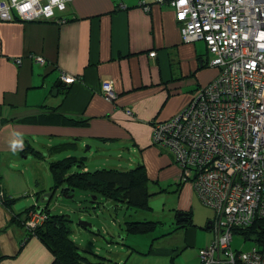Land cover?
<instances>
[{
	"label": "crops",
	"instance_id": "1",
	"mask_svg": "<svg viewBox=\"0 0 264 264\" xmlns=\"http://www.w3.org/2000/svg\"><path fill=\"white\" fill-rule=\"evenodd\" d=\"M64 17L70 20L61 25L0 21V264L53 262L48 248L29 237L25 226L27 214L44 206L37 193L50 192L52 185L46 187L40 174L46 171V158L43 162L37 152L44 155L57 144L75 141L78 146H68L62 153L88 147L95 155L92 146L108 151L114 147L117 158L135 152L150 180L158 182L155 190L172 191L181 169L168 150L152 144V123L184 109L196 90L218 73L206 66L210 55L203 41L182 42L174 10L167 4L72 0ZM152 51L154 57L149 56ZM63 75L75 80L65 83ZM108 81L117 95L111 100L101 91ZM63 86H69L66 93ZM53 108L88 119V125L66 128L23 122ZM89 169L85 161L84 170ZM183 190L193 187L181 185L179 194ZM3 199L13 202L8 206ZM208 210L203 225L212 220L213 210ZM194 221L198 223L195 217ZM189 229L184 237L187 247L194 244L199 251L209 245ZM177 233L182 239L184 232ZM187 264H199V258Z\"/></svg>",
	"mask_w": 264,
	"mask_h": 264
},
{
	"label": "built area",
	"instance_id": "2",
	"mask_svg": "<svg viewBox=\"0 0 264 264\" xmlns=\"http://www.w3.org/2000/svg\"><path fill=\"white\" fill-rule=\"evenodd\" d=\"M155 1L175 7L178 19L183 22L185 43L205 38L203 34L208 32L207 46L215 52L213 64L223 68L217 80L219 88L212 84L194 93L196 99L182 114L183 129L173 134L177 138L165 135L162 125L156 126L153 135L154 144L174 157L182 171L181 181L190 180L200 201L215 215L210 222L215 238L201 251L202 264H264V249L254 246L242 251L231 247L233 229L251 226L258 218H264V141L261 139L264 137V0ZM65 2L67 0H0V21L48 20L53 8V16L56 11L65 10L62 5ZM203 9H206L204 15ZM212 20L216 21L211 24ZM219 50L223 51L221 55ZM36 59L44 62L40 57ZM245 77L253 80L251 90ZM62 80L71 83L75 79L63 75ZM229 87L233 91L232 98L245 103V107L228 101ZM102 92L106 99L114 98L108 84L102 86ZM222 95L224 101L220 104ZM256 96L260 100H256ZM194 113H202L203 128L199 135L204 142L191 140L184 133ZM223 123L229 129L231 144L239 151L235 161L228 141L222 136ZM237 133L241 134L240 138ZM215 147L218 152L212 153ZM25 220L30 230L41 225L45 215L32 210Z\"/></svg>",
	"mask_w": 264,
	"mask_h": 264
},
{
	"label": "rangeland",
	"instance_id": "3",
	"mask_svg": "<svg viewBox=\"0 0 264 264\" xmlns=\"http://www.w3.org/2000/svg\"><path fill=\"white\" fill-rule=\"evenodd\" d=\"M75 143L76 146L79 145L78 141H75ZM87 149L88 147H85L77 153L70 154L85 157L84 162L86 161L90 170L98 169L97 165H100L99 168L122 165L126 170H129L136 168L139 164V155L135 152H125L123 156L117 158L114 147L111 151H108L97 150L96 147L92 146V152L96 151L95 155H91V151ZM49 153V150L45 153L46 171L40 173L41 176L43 175L42 178L46 180V187L52 184L49 163L70 156L67 152L53 155ZM41 160L45 162L44 158H41ZM74 170H77V168H74ZM183 185H185V188L193 187L190 180L184 182ZM154 189H150L154 195L150 199L151 207L147 209L129 208L123 204L114 206V203L102 198L98 204H91L92 196L83 191H76L73 198L56 195L50 204V208L53 213H64L71 216V238L81 247V252L90 261L94 262L96 258L89 251L100 256L114 257L113 261L118 260L119 264H187L191 260H198V248L194 244H190L192 247H187L189 243L184 240L185 231H183L184 236L182 239H180L182 233L173 232L176 227L174 214L180 210H192L198 223L194 221L197 225L189 230L198 232L202 240L204 238L210 242L214 234L212 231L203 228V221L208 216L206 213L210 210L207 207V209L205 208L194 189L193 191L183 190L180 194L175 189L159 193L154 192ZM56 204L58 206L54 207ZM145 220L158 221L161 224H158L156 230L149 234H127L125 222ZM80 221L90 223L92 225L91 229L83 228L79 223ZM121 242L123 244H119ZM255 245L254 242L244 241L237 236L234 237L232 242L234 249L242 251L251 250ZM150 249L152 250L149 254L147 251ZM85 250L86 252H84ZM166 252H169L168 256L165 254ZM173 254L174 256H172Z\"/></svg>",
	"mask_w": 264,
	"mask_h": 264
},
{
	"label": "trees",
	"instance_id": "4",
	"mask_svg": "<svg viewBox=\"0 0 264 264\" xmlns=\"http://www.w3.org/2000/svg\"><path fill=\"white\" fill-rule=\"evenodd\" d=\"M68 89L69 86H63V93H66ZM88 121V119L62 114L57 112L54 108L51 109V111H46L43 114L34 115L23 120V122L30 124H47L66 128H86ZM74 145L75 142L57 144L49 148V154L62 153L68 150V146ZM36 155L39 158H45V154L43 155L40 152H37ZM84 159L85 157L70 155L49 163L52 185L48 190L53 193V196L48 204H43L45 207L43 206V208H40V211L45 215V220L41 225L35 228L30 230L28 228L26 229L28 230L29 237L38 238L51 252L53 256L52 264H119L118 260L115 262L113 261L114 257L96 255L92 251H89V253L95 256L96 261H90L84 256L81 252V247L71 238V216L64 213H53L50 204L56 195L73 198L76 191H83L92 196L91 204H98L99 200L102 198L103 200L114 203V206L123 204L125 207L127 206L129 208L147 209L151 207L150 199L154 195L151 190L152 188L156 189V186H159V184L158 182L150 180L143 163H139L136 168L129 170L113 167L84 170ZM74 168H77V170H74ZM183 184L184 182L180 181L175 190L179 191ZM155 189L154 192L156 193L171 190L170 188H166L165 190L160 188L159 191H155ZM42 192L37 193L38 198L41 196ZM2 201L8 206L13 202L8 199H3ZM56 206L57 204L54 205V207ZM26 212H28V210H26ZM174 215L176 227L173 229V232L180 230L185 231L197 225L194 223L192 210L176 211ZM17 216L21 217V215ZM214 216L215 215H212L211 219H213ZM125 223L127 234L137 235L149 234L156 230L158 224H161V222L150 220L127 221ZM81 226L88 230L92 227ZM203 228L212 231L214 236L209 245L199 249V264H202L201 251L209 247L215 238V231L210 223L204 224ZM232 231L233 240L234 237L237 236L244 241L254 242L256 244L255 246L264 249V218H258L251 226L235 228ZM119 244H123V242ZM232 249L234 248L232 247ZM84 252H86V250Z\"/></svg>",
	"mask_w": 264,
	"mask_h": 264
},
{
	"label": "bare ground",
	"instance_id": "5",
	"mask_svg": "<svg viewBox=\"0 0 264 264\" xmlns=\"http://www.w3.org/2000/svg\"><path fill=\"white\" fill-rule=\"evenodd\" d=\"M71 1H72V0H67V2L63 3L62 5H63V8H64L65 10H63V11H56V16H53V15H55V9L53 8V9H52V14H53V15H51V16L48 18V20H47V19H42V18H41V19H37V20H34L35 18H33V19H20V18H16V19H14V20H12V21L19 20V21L28 22V23H33V22H38V21H47L48 23H54V24H57V25H61V24L66 23V22H68V21L70 20V18H68V17L65 18V17H64V13L66 12V10H68V6H69V4L71 3ZM154 1H155V0H154ZM155 2H156V1H155ZM208 3H209V2H208ZM220 3H221V1H219V10L221 11ZM209 4H210V3H209ZM171 8L174 10L175 18H176V21H177V24H178V27H179V30H180V34H181V39H182V42H184V41H183V36H182L183 22H181L180 19H178V17H177V12H176L175 7L171 6ZM205 10H206V9H205ZM205 10H204V9L201 10L202 13H203V15L205 14V13H204ZM199 21H200V20H199ZM214 21H216V20H212V21H210V23L212 24V23H214ZM218 22H219V23H218L219 26H221V25H220V20H218ZM219 30H220V28L218 29V32H220ZM208 35H209V33H208V32H205V33L203 34V36H204L205 38H201V39H199V37H198V39H199L198 41H203V42L205 43V45H206V49H207V51H208V53H209V55H210V56H209V59L207 60V64H206V66L217 69L218 73H217V75H216V77H215L214 79H212L210 82H208V83H207L206 85H204L203 87L201 86V87L199 88L200 90H204V89L208 88L209 86H211L212 84L214 85V87L219 88L220 85H219V82H217V80H218V78L221 76V73H222V70H223V68H222L221 65L213 64V60L215 59V55H214L215 52H214V50L208 48V46H207V39H206V37H207ZM192 42H194V41H191V42H188V43H192ZM184 43H185V42H184ZM217 46H220V43H218ZM152 52H154V51H152ZM152 52L149 53V56H150V57H154V56L156 55V52H154V53H155L154 56H151L150 54H151ZM222 53H223L222 50H219V51H218V54H219V55H221ZM36 60H37V59H36ZM222 80H223V79H220V81H222ZM245 82H247V83L249 84V86H250V90H251V83L253 82V80L250 79V78L245 77ZM104 84H108V85L110 86L111 91H112L114 97L116 98L117 95H116L115 91L113 90V85H112V83H111L110 81H108V82H106V83H104ZM104 84L101 85V91H102V86H103ZM223 85H225V84H223ZM202 88H203V89H202ZM229 88L231 89V87H229ZM197 90H198V89H197ZM193 96H194V94L191 96L190 101L184 106V109L177 111V112H176L175 114H173L169 119H167V120H162V121H155V122L152 123L151 140H152V144H153V145H155V144H154V140H153V135H154V129L156 128V126H158V125H162V128H163V131H164V134H165V135H173L174 132H175L177 129H183V128H182V126H183V125H182V121H183V119H182V114L185 112L186 109H188V108L191 106L192 101L196 99V98L193 97ZM232 97H233V91H232V89H231V92H230V94L228 95V101H229L230 103H235V104L241 105L242 107H245V103L241 102V101L238 100V99H233ZM255 99H256V100H260V98L257 97V96L255 97ZM108 100H111V99H108ZM223 101H224V95H222L221 98H220V104H222ZM255 117H256V116L254 115V116H253V119H255ZM190 119H191L190 122H188L187 125L185 126V131H184L185 135L188 136V137H190L191 140H197V141H200V142H204L205 139H204L202 136L199 135L201 129L203 128V124H202V113H201V114H200V113H194V114L191 115ZM237 125H241V123H238ZM177 134H179V131L177 132ZM228 134H229V129H228V127H226L225 123H223L222 136H223L224 139H226V140L228 141L229 152H230V154L232 155V157H233V159H234V161H235V160L238 159L239 151H238V150H237V149L231 144V141H230V139H229V137H228ZM237 136H238V138H240V137H241V134H240V133H237ZM173 137L177 138L176 135H173ZM186 139H187V138H186ZM261 139L264 141V137H261ZM155 146H156V145H155ZM157 147H158V146H157ZM217 152H218V151H217V148L215 147V149H214V151H212V153H217ZM259 156L262 158V157H263V154H260ZM205 160H206V159H205ZM228 160H229L230 165H231V160H230V159H228ZM202 162H204V159H202ZM259 163H260V162H259ZM231 167H232V165H231ZM179 181H180V179H177V182H179Z\"/></svg>",
	"mask_w": 264,
	"mask_h": 264
},
{
	"label": "water",
	"instance_id": "6",
	"mask_svg": "<svg viewBox=\"0 0 264 264\" xmlns=\"http://www.w3.org/2000/svg\"><path fill=\"white\" fill-rule=\"evenodd\" d=\"M60 85H61V82H58L56 84V87H57L56 90L59 88ZM56 90H55V94H56ZM52 196H53L52 192H47V193H43L38 199L42 204L46 205L49 203ZM80 224L83 225L84 227H91L92 226L90 223H86V222H82V221L80 222Z\"/></svg>",
	"mask_w": 264,
	"mask_h": 264
},
{
	"label": "clouds",
	"instance_id": "7",
	"mask_svg": "<svg viewBox=\"0 0 264 264\" xmlns=\"http://www.w3.org/2000/svg\"><path fill=\"white\" fill-rule=\"evenodd\" d=\"M39 200V199H38Z\"/></svg>",
	"mask_w": 264,
	"mask_h": 264
}]
</instances>
